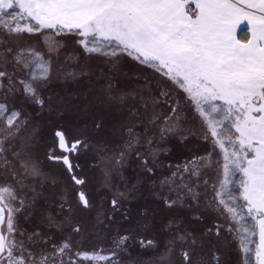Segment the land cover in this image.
Returning <instances> with one entry per match:
<instances>
[{
	"label": "snow or ice",
	"instance_id": "snow-or-ice-1",
	"mask_svg": "<svg viewBox=\"0 0 264 264\" xmlns=\"http://www.w3.org/2000/svg\"><path fill=\"white\" fill-rule=\"evenodd\" d=\"M63 37L82 51L64 55ZM54 79L87 87L45 97ZM181 94L199 132L185 127ZM17 97L37 107L32 115L72 107L83 133L120 137L111 151L104 139L95 145L112 196L93 221L89 194L74 187L70 196L63 184L65 172L86 183L72 156L90 146L88 135L70 140L58 128L42 147ZM193 135L209 151L176 164L153 192L161 209H188L191 226L169 220L163 240L150 237L155 213H134L132 202L145 179L156 187L168 141ZM132 162L134 180L124 175ZM117 215L128 227L111 247L82 251L85 226L107 229ZM33 217L43 228L29 232L20 221ZM237 250L243 264H264V0H0V264H125V254L128 264H233Z\"/></svg>",
	"mask_w": 264,
	"mask_h": 264
},
{
	"label": "rangeland",
	"instance_id": "rangeland-1",
	"mask_svg": "<svg viewBox=\"0 0 264 264\" xmlns=\"http://www.w3.org/2000/svg\"><path fill=\"white\" fill-rule=\"evenodd\" d=\"M62 39L66 41V48L64 49V55L73 53L74 49L76 51H82L78 48V46L74 44L72 38L63 37ZM41 50H43L42 46H41ZM61 60H63V55L61 57ZM83 62H84L83 56H81L80 63ZM95 62L96 61L94 58L92 61L93 65H95ZM56 67L58 69L59 65H57ZM69 67H71V64L69 65ZM125 71H128L129 73L135 71V69L131 65V62L125 66ZM86 87L87 84L83 81H81L79 84H75V83H62L61 81L54 79L52 85L50 86V91L45 90L43 94L45 97H47L50 94V92L59 95H66L67 92L81 91ZM176 99L180 100L181 107L183 108L181 115L185 119L186 122L185 127L187 129H191V130H195L196 132H199L200 129L199 119L196 117V114L191 108V106L184 104L182 94L176 97ZM21 100L22 97L16 98L17 107H21L26 114H29L30 119L32 121V127H30L27 131L31 132L33 128L35 129L37 141L40 143L42 147L52 144L53 130H56L58 128L65 131L69 139L77 138L79 136L83 137L84 135H88L89 140L91 139L93 146L92 144H90V146L93 147L94 154L90 156V159L86 160V158H83L82 162L85 165L84 175L86 177L85 186L87 188V193L91 197L93 204L96 206L88 214V220L93 221L96 216V209L97 207L100 206L102 197L108 195L111 198L112 196V192L101 186L104 180V175L101 170L103 165L100 163V156L97 153V149L95 145L101 139H104L106 141L107 148L109 149V151H111L119 143L120 137L114 136L110 132L100 133L98 135L91 133H83L81 130L84 128L85 121L82 118V116L72 107H69L68 110L65 111L61 116H57L54 113H49L47 111H44L39 116H35L32 114L38 111L37 107L31 104H22ZM168 146L171 148V151L167 155H162L160 158L163 166L157 167L155 174L151 177V180L156 182V187L153 188L148 182V180L145 179L144 183L141 184L140 186L141 191L138 194V198L132 202V208L134 213H135V209L138 207H147L149 211L155 213L152 226L150 227L148 235L150 237L153 235H157L158 238L161 240L164 239V235L159 232V229L163 224H166L169 220H177V221H182L183 224L185 225L191 226V222H190L191 214L189 210L186 208L175 207L173 209H161L160 201L157 200L153 195V192L159 191V183H158L159 180L164 178L165 176H169L171 174V171L174 170V166L176 164H181L186 159H191L193 155H203L207 151H209L210 148L209 144L205 143L201 138H199V136L196 135L189 136L188 140L185 141L183 145L179 144L178 141L175 139H170L168 141ZM213 159H215V157ZM88 162H90V165ZM169 165H172L173 167L170 168ZM49 167H51V169L54 172L57 173L60 172L58 165L57 166L49 165L48 162L45 161V168L47 169ZM136 171L137 169L135 167V162H132L129 164L127 168L124 169V175L134 180ZM207 178H209L210 180L215 179L214 170L212 169L208 170ZM112 183L114 186L122 187L118 178H114L112 180ZM63 184L67 186V190L69 192V195L71 196L74 185L69 180V177L68 176L66 177V175H64ZM110 198L108 200H110ZM117 217L118 218L115 219L114 224L110 223L111 228L108 229L103 228V231L102 228L101 230H97L95 232L92 231L91 224L89 223L88 225L85 226V233L83 235V238L82 239L79 238V240L83 241V244L86 245L85 244L86 241L91 242L92 241L91 237L95 238L97 234L102 233L103 235L104 233L109 232L110 230H111L110 232L112 233H115L116 230L123 231V229H126L128 227V223L122 222L120 220L119 215ZM40 227H42V225H40ZM80 248L82 251H87L91 253L93 251H99L101 248L107 249V246L102 245V247H98V250L95 248L92 249L85 248V246L83 245H80ZM137 252H138L137 248L135 247L131 248L130 249L131 257L135 258L137 256ZM128 260H129V255L125 254L124 255L125 264H128ZM232 260H233V264H243V253L239 252L238 250L234 251L232 254ZM97 262L101 264H106V262L104 261H97ZM85 264H88V262ZM251 264H254V259H252Z\"/></svg>",
	"mask_w": 264,
	"mask_h": 264
},
{
	"label": "flooded vegetation",
	"instance_id": "flooded-vegetation-1",
	"mask_svg": "<svg viewBox=\"0 0 264 264\" xmlns=\"http://www.w3.org/2000/svg\"><path fill=\"white\" fill-rule=\"evenodd\" d=\"M54 131L55 130H53V133H54ZM77 138H83L82 136H79V137H77ZM71 140V139H70ZM89 142H90V144H92V141H91V139L89 140ZM92 146H93V144H92ZM92 146H89L87 149H81L80 150V152H79V154H77V155H73L72 156V162H73V164L74 165H79V167L76 169V175L77 176H79V177H81V178H84L85 179V181H86V177H85V175H84V167H85V165L83 164V162H82V160H83V158H86V160L87 159H90V156L91 155H93L94 154V152H93V147ZM90 149H92V150H90ZM93 152V153H92ZM89 163V165H90V162H88ZM57 166V165H56ZM59 166V171L60 172H62L63 171V165H58ZM64 175H66V177L68 176L67 175V173L65 172L64 173ZM69 180H70V177H69ZM71 181V180H70ZM157 181V180H156ZM86 184V183H85ZM85 184L84 185H82V186H75L74 185V187H81V188H83V190L85 191V192H87V188H86V186H85ZM73 187V188H74ZM103 197H106L107 199H105L104 200V205H107V203H108V199L110 198L108 195L107 196H103ZM91 198V197H90ZM92 200V199H91ZM52 211L53 212H55L56 211V209H55V207H53V209H52ZM118 216V215H117ZM116 216V218H118ZM115 218V219H116ZM115 219L111 222L112 224H114L115 222ZM20 223H21V225H22V227H24V228H26L29 232H31L32 230H34V229H36V228H43V225L40 223V221H39V219L38 218H36V217H33V218H30L29 220H23V219H21V221H20ZM126 223V222H125ZM40 225H42V227H40ZM124 226H125V224H124ZM119 227H121V226H119ZM123 227V226H122ZM101 228H102V231H103V226H101ZM108 228H111V226H109ZM107 228V229H108ZM45 231H49V230H47V229H45ZM111 231V230H110ZM106 232V233H104L103 235H102V233L101 234H97L96 235V237L95 236H93V237H95V238H92L91 237V239H92V241L91 242H89V241H86V245H84L83 244V241H80V245H83V246H85V248H95V249H97L98 250V247H102V245H106L107 246V249L108 248H110L111 247V237L112 236H110V235H113L114 233H112V232ZM51 234V233H50ZM110 236V237H108V236ZM108 238H107V237ZM107 238V239H106ZM57 239H59V237L57 236ZM77 239H79V238H77ZM102 249V248H101ZM86 250V249H85ZM106 253V252H105ZM104 253V254H105ZM88 262V264H101V263H98L97 261H90V263H89V261H84L83 262V264H85V263H87Z\"/></svg>",
	"mask_w": 264,
	"mask_h": 264
},
{
	"label": "trees",
	"instance_id": "trees-1",
	"mask_svg": "<svg viewBox=\"0 0 264 264\" xmlns=\"http://www.w3.org/2000/svg\"><path fill=\"white\" fill-rule=\"evenodd\" d=\"M239 35L243 37L244 35H246V32L243 31V30H241L240 33H239Z\"/></svg>",
	"mask_w": 264,
	"mask_h": 264
},
{
	"label": "crops",
	"instance_id": "crops-1",
	"mask_svg": "<svg viewBox=\"0 0 264 264\" xmlns=\"http://www.w3.org/2000/svg\"><path fill=\"white\" fill-rule=\"evenodd\" d=\"M245 26L244 25H241V28H239L237 31L238 33H240V31L244 28Z\"/></svg>",
	"mask_w": 264,
	"mask_h": 264
}]
</instances>
